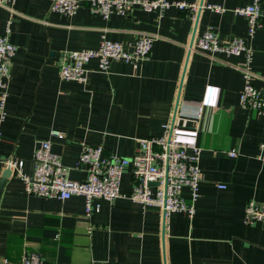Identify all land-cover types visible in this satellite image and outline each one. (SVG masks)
I'll use <instances>...</instances> for the list:
<instances>
[{
    "label": "crops",
    "instance_id": "crops-1",
    "mask_svg": "<svg viewBox=\"0 0 264 264\" xmlns=\"http://www.w3.org/2000/svg\"><path fill=\"white\" fill-rule=\"evenodd\" d=\"M169 1L201 6L192 20L175 6L162 15L135 7L104 19L85 4L73 15L52 11L49 0L0 5V35L9 23L8 40L17 47L0 121L1 158L22 160L29 174L37 142L49 140L69 178L83 180L86 171L76 167L83 145L129 157L137 139L161 135L162 125L174 121L179 138L199 148L201 171L194 214L172 212L164 223L158 208L130 200L131 166L122 175L121 196L97 199L100 208L90 215L83 196L29 194L12 171L0 191V264H19L30 252L45 264H264V223L243 221L249 199L264 202V111L240 104L241 55L194 45L206 28L223 42L244 37L253 49V84L264 91V0L252 36L246 18L232 11L252 0ZM143 34L153 38L152 47L137 67L113 60L100 70L92 58L85 82L59 76L67 52L96 48L102 37L132 49ZM52 129L64 137L51 136ZM3 170L0 165V178ZM182 195L189 201V189Z\"/></svg>",
    "mask_w": 264,
    "mask_h": 264
},
{
    "label": "built area",
    "instance_id": "built-area-1",
    "mask_svg": "<svg viewBox=\"0 0 264 264\" xmlns=\"http://www.w3.org/2000/svg\"><path fill=\"white\" fill-rule=\"evenodd\" d=\"M13 0H0V5ZM50 9L62 14L73 15L81 5L107 19L112 13L128 15L135 7L145 11H155L158 15L171 6L186 10L192 20L200 8L197 2L169 0H49ZM217 12L224 10L219 5H209ZM235 14L243 15L247 20V34L252 36L261 25L260 0L232 9ZM9 23L6 32L0 35V121L5 117L7 97L6 83L9 68L17 47L8 40ZM153 38L148 34L140 35L132 49L125 48L119 41L102 37L98 47L72 50L66 53L59 63V76L78 82L87 80L85 65L92 58H97L98 69L106 70L111 61H122L137 67L148 58ZM201 52L228 55H241L243 62L237 66L242 74V87L239 92L240 104L258 112L264 111V91L253 84L254 73L251 69L253 49L242 36H234L226 42L219 39L216 30L206 28L194 42ZM203 107H196L194 115L200 117ZM161 135H152L137 139L136 150L129 157L116 153H105L101 145H83L76 162V167L86 171L83 180L70 179L69 168L63 164L60 156L52 149L49 140H39L32 154L31 173L22 170L23 161L13 157L1 158L0 165L15 171L22 179L27 193L40 197L67 199L73 195L84 197L85 215L98 211L97 199L113 201L121 196L122 175L127 166H131L132 189L131 201L142 207H156L166 218L172 212H183L192 216L195 201L199 196L201 171L199 166V148L179 138L178 127L174 121L162 125ZM51 136L63 138L56 129ZM261 148L264 144L260 145ZM235 153L231 152L233 156ZM189 189V201L183 197L182 190ZM243 221L246 224L264 223V202L249 199L244 208ZM7 263V260H4ZM19 264H45L38 253L21 256Z\"/></svg>",
    "mask_w": 264,
    "mask_h": 264
},
{
    "label": "water",
    "instance_id": "water-1",
    "mask_svg": "<svg viewBox=\"0 0 264 264\" xmlns=\"http://www.w3.org/2000/svg\"><path fill=\"white\" fill-rule=\"evenodd\" d=\"M196 22H197V17H196L195 23ZM193 39H194V35H192V38H191V41H190V45H189L190 47L193 44ZM178 99H177L176 104H175V112H176V109H177V106H178ZM175 112H174V115H175ZM10 174H11V170L9 168H6V169H4L2 171L1 178H0V191H1V188L3 187L4 183L6 182L8 177L10 176ZM164 221H165V218L163 217V223H164Z\"/></svg>",
    "mask_w": 264,
    "mask_h": 264
}]
</instances>
